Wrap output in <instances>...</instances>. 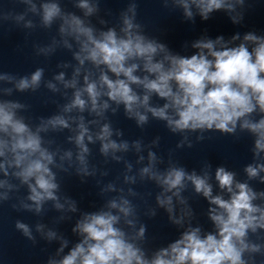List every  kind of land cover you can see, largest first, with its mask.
<instances>
[{"label": "clouds", "instance_id": "1", "mask_svg": "<svg viewBox=\"0 0 264 264\" xmlns=\"http://www.w3.org/2000/svg\"><path fill=\"white\" fill-rule=\"evenodd\" d=\"M162 2L165 8L169 4L182 8L184 17L189 20H194L192 6L203 20H208L213 12L223 10L231 14L236 12L237 6L243 8L245 5V0ZM14 3L25 5V10L4 12L0 7V24L13 21L20 25L23 22L25 28H34L33 20L25 19L29 13L39 16L44 28L50 29L59 21L61 39L53 37L47 45H34L36 54L50 56L61 45L72 51L71 38L78 47L72 53L77 65H58L73 67L70 79H66L63 71L53 77L64 89L73 90L72 97L59 105V112L39 117L34 125L29 122L30 117L19 114L29 110L28 104L4 97L13 96L14 92L36 93L42 83L50 92L58 93L57 83L44 82L42 67L23 76L0 71V174L4 177L0 179V204L11 201L14 194L26 186L28 194L15 195L13 209L40 216L45 203L51 201L57 211H64L67 205V211L76 212L75 200L66 196L61 202L60 184L53 167L68 172L75 166L77 175L95 176L98 169L90 167L88 143L96 141L100 142L101 155L111 154L113 160L120 162L123 157L116 153L129 151V142L112 139L113 135L123 136V132L114 129L110 122L101 124V121L106 119L109 109L115 115L121 105L126 117L135 119L138 127L143 128L148 123L149 113L152 118L164 121L169 132L181 135L176 145L178 149L193 147L190 134H196V142L203 141L208 132L236 136L239 130V133L254 137L253 162L243 167L246 180L237 179V172L223 165L215 168L214 180L222 194L213 193L212 165L208 161L202 163L199 174L194 169L189 172L174 161L169 152L168 167L161 171L156 165L164 163L163 158L149 150L148 164L139 170L142 180L147 177L162 188L156 196V204L165 209L174 225L182 226L185 218L190 221L194 215L188 199L182 195L190 183L194 192L208 201V219L214 231L202 234L201 227L189 226L179 239L149 256L144 247L147 226L140 221L138 206L128 198L139 193L128 188L125 195L124 188L117 189L115 184L109 183L101 188V194L117 191L120 194L109 199L99 211L83 213L72 229L81 237L80 241L61 259L49 257L46 264H256L255 257L264 256V242H257L264 241V190L257 191L249 182L264 184V175H261L264 173V36L247 32L243 42L235 47H228L223 37L214 41L197 40L192 47L198 51L185 57L173 54L166 44L144 34V26L137 22L136 0H129L126 9L120 12L119 31L115 26L98 30L86 20L100 11L99 0H73L83 17L66 11L60 0H43L39 7L35 0H14ZM229 18L234 24L240 23L244 14ZM99 23L106 25L108 21L100 19ZM238 38L237 34L232 39ZM248 44L254 45L251 51ZM86 62L99 70L98 77L92 68H84ZM137 72L142 74L137 75ZM64 96L67 97V92ZM153 96L165 101L163 105L153 106L150 103ZM86 110L97 119L86 122L82 115ZM74 111L79 115H70ZM70 121L76 125L75 129ZM92 124L100 125L95 133L90 131ZM65 129L76 133L67 137L78 149L75 160L70 149L62 151L57 147L52 150L55 139L42 135ZM159 141L160 137H156L152 145L158 146ZM131 147L141 152L142 141H133ZM143 160V155L138 157V162ZM125 168V183H136V177L127 174L132 171V164L125 161ZM177 204L182 206L179 216ZM144 214L155 217L156 209L149 208ZM15 228L33 244L37 242L28 223L17 220ZM46 228L44 223L35 224V232L41 238L48 242L60 241L57 249L60 255L68 240Z\"/></svg>", "mask_w": 264, "mask_h": 264}]
</instances>
